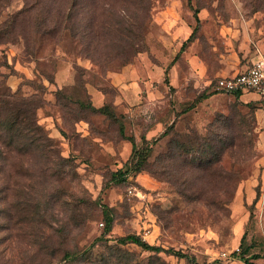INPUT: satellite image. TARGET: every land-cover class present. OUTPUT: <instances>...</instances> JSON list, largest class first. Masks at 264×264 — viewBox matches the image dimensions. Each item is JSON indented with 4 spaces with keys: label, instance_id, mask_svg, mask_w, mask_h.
I'll return each instance as SVG.
<instances>
[{
    "label": "rangeland",
    "instance_id": "obj_1",
    "mask_svg": "<svg viewBox=\"0 0 264 264\" xmlns=\"http://www.w3.org/2000/svg\"><path fill=\"white\" fill-rule=\"evenodd\" d=\"M187 26L198 28L184 52L206 65L264 57V0H0V264H246L244 236L249 261L264 264V109L166 46ZM234 114L247 124L221 129L216 151L238 174L229 185L217 153L179 146ZM132 141L153 151L115 184ZM131 235L163 251L118 242Z\"/></svg>",
    "mask_w": 264,
    "mask_h": 264
},
{
    "label": "trees",
    "instance_id": "obj_2",
    "mask_svg": "<svg viewBox=\"0 0 264 264\" xmlns=\"http://www.w3.org/2000/svg\"><path fill=\"white\" fill-rule=\"evenodd\" d=\"M196 21H197V24H199L200 20H199L197 15H196ZM197 28L198 27H196L194 29L191 37L188 39L187 42H191L193 40L194 35L197 31ZM185 47H186V44L183 45L181 51H183L185 49ZM242 94H243L242 92L232 93V95H235L238 98H240ZM205 99H207V95L202 94L201 96H199L197 98V100L192 105H189L185 111L192 109V107H194L199 102L204 101ZM103 110L104 109L101 108V109H98L97 111L101 112ZM245 119H246L245 116H241L239 114H234L231 117H227L225 119L226 121L224 122V124L219 119V120H217L216 123H214L213 125L210 126L211 129L209 130V134H210L209 136H207L206 138H200V139H194V140H191L189 137H186L185 139H188L190 141L188 143H185L186 141L184 143H182L179 146V150H181L182 152H184L186 154H191V153L199 154V153L206 152V151L217 153V154H215L216 155L215 164H219L220 166H222L220 163L221 153L216 152L217 150H219L221 152V150L219 148V144L222 142V141H220V138H221V132L220 131L224 127H227L230 130L231 128H235L239 125L247 124V120H245ZM248 127L250 128V131H251L252 135L254 136V138H252L253 145L250 147L251 151L249 152V153H251L254 149L255 135L253 134V126L251 128V126L248 125ZM169 129L172 130V127ZM169 129H168V131H170ZM123 130H124L123 126H121L120 132L122 134H124ZM168 131H167V133H168ZM132 143H133L132 154H131L130 160L125 164V170H119L116 173L112 174L111 182H113L115 184L124 183L125 181H127L128 177L131 176L132 174L136 175V174L142 172L145 169V167L148 163L149 157L153 151V145H151V146L148 145V146H144L142 148H138L134 144V141H132ZM230 149H231V151L235 150V147L231 146ZM184 161H188V158L186 157L184 159ZM192 165L197 167V168H201V167H204V161L202 158H197L192 163ZM213 165H214V162H213ZM222 170H223L222 171L223 173L221 176H223L225 178V180L229 182V185H235L239 181L238 174L234 170L231 172H227L223 166H222ZM111 212L112 211L110 210V208H107V207H105L103 210V214L105 217L104 226H105V233L106 234L110 233L112 230L113 218H112ZM118 242L120 244H123V245L126 243L135 244V245L141 247L144 251L157 252V253L163 251L161 248L151 246L150 244L146 243L145 241H143L140 237H138L136 235H131V236H127L125 238H121V239H119ZM244 242H245V236L242 238L241 252L238 255L240 256L241 260H243L246 264H255V263H251L249 261V256H250L249 252L250 251L248 250V248H244ZM168 252H171V251H168ZM173 254L176 256H179L181 258H187V256L182 254V253L173 252ZM74 256H76V255H74ZM76 257H78V256H76ZM258 258H259V256H256V255L253 256V259H258ZM76 259H78V258H76Z\"/></svg>",
    "mask_w": 264,
    "mask_h": 264
},
{
    "label": "crops",
    "instance_id": "obj_3",
    "mask_svg": "<svg viewBox=\"0 0 264 264\" xmlns=\"http://www.w3.org/2000/svg\"><path fill=\"white\" fill-rule=\"evenodd\" d=\"M169 12H165V15L168 18L172 19V20L167 19L168 20V22L166 24L167 29L168 28L171 29L172 26L177 25V23H178V20L173 18V14L171 13V10H169ZM179 24H181V23H179ZM184 26L186 27L185 24L184 25L181 24L182 28ZM187 27H188V29L183 30L186 34L182 40H178L179 35H180V32H178V29L177 30L175 29V31L169 32V35L165 36V39H164V43L166 44V46L168 47L170 44L174 45L173 41H175L177 43V49H179V54L183 53L184 50L181 51V49H182L184 44H187L188 39L191 37V35L193 33V32L190 33V27L189 26H187ZM194 50H195V47L192 48L191 53H187L185 51L183 53L182 57L185 60L189 59L190 71L193 72V71L199 70L201 77H204L206 75V73L210 72L211 75H213L215 77L214 79L216 81V79L219 77L234 76V75L242 72L243 70H245L248 66H250V65H248V63H246V65L241 66V67L237 66V64H233V62L231 60L232 55H230V53L220 54V56L216 59L215 63L213 65L209 66V65H206L205 63H203L198 56L194 55V52H193ZM177 51L178 50H176V52ZM190 55H192V57H190ZM254 62L255 61H253V63ZM173 70L176 71V68L174 67ZM176 75H177V73H176ZM205 78L207 81H210V76L209 77L205 76ZM243 94H242V96H243ZM263 116H264V110H263ZM259 117L260 116L258 114L259 130H260L259 131L260 132L259 133V147L264 149V120H263V123H260L261 120Z\"/></svg>",
    "mask_w": 264,
    "mask_h": 264
},
{
    "label": "built area",
    "instance_id": "obj_4",
    "mask_svg": "<svg viewBox=\"0 0 264 264\" xmlns=\"http://www.w3.org/2000/svg\"><path fill=\"white\" fill-rule=\"evenodd\" d=\"M215 88L226 94L254 92L264 109V57L234 76L217 78Z\"/></svg>",
    "mask_w": 264,
    "mask_h": 264
}]
</instances>
